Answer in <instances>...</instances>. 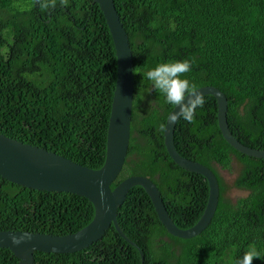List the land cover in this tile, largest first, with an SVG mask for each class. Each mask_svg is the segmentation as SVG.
<instances>
[{
  "label": "trees",
  "instance_id": "obj_1",
  "mask_svg": "<svg viewBox=\"0 0 264 264\" xmlns=\"http://www.w3.org/2000/svg\"><path fill=\"white\" fill-rule=\"evenodd\" d=\"M133 57V101L128 150L114 187L131 174L149 176L182 228L203 212L208 181L168 154L161 124L173 105L143 73L168 61L193 60L187 78L227 97L234 136L264 148V0H114ZM114 43L99 4L68 0L41 10L38 0H0V132L45 147L84 165L104 162L116 80ZM136 69V72L134 71ZM195 122H176L174 145L209 166L219 199L208 225L192 237L167 231L153 203L133 185L117 209L122 237L111 224L102 237L73 252L34 251L33 264H237L246 251L264 264V158L242 153L223 137L217 102L204 94ZM262 158V159H261ZM233 185L248 190L234 202L216 165L232 169ZM88 198L35 189L0 175V229L73 232L93 217ZM18 257L0 247V264Z\"/></svg>",
  "mask_w": 264,
  "mask_h": 264
},
{
  "label": "water",
  "instance_id": "obj_2",
  "mask_svg": "<svg viewBox=\"0 0 264 264\" xmlns=\"http://www.w3.org/2000/svg\"><path fill=\"white\" fill-rule=\"evenodd\" d=\"M99 4L114 43L117 60L116 80L112 95L106 133L104 162L98 168L79 163L69 157L45 147L27 143L0 132V175L12 182L50 191H67L83 195L94 207L92 219L73 232L56 234L33 230L0 229V247L10 249L17 264H33L34 251L73 252L89 246L102 237L112 224L118 233L131 241L121 230L117 221V209L124 201L128 190L136 184L148 193L158 218L167 231L178 237H192L202 231L210 222L219 199V181L215 172L206 164L188 158L178 152L174 145L175 125H168L163 131L164 144L170 157L181 167L195 171L208 181V196L202 214L189 227L177 226L170 217L160 190L146 175L131 174L121 179L114 187L112 181L124 164L129 136L133 101V57L129 37L114 0H93ZM203 94H211L217 102V122L224 139L238 151L254 157L264 158V148L248 146L233 135L227 119L228 101L224 92L215 85L198 86ZM13 237H24L19 244ZM136 247H138L135 244ZM141 264L144 254L141 251Z\"/></svg>",
  "mask_w": 264,
  "mask_h": 264
},
{
  "label": "clouds",
  "instance_id": "obj_3",
  "mask_svg": "<svg viewBox=\"0 0 264 264\" xmlns=\"http://www.w3.org/2000/svg\"><path fill=\"white\" fill-rule=\"evenodd\" d=\"M38 2L43 11L48 8H55L57 0H38ZM60 3L61 5H67L68 0H60ZM194 62V59L162 62L146 73H143V77L152 83L153 88L163 94L166 102L173 105L175 109H178V111L170 113L168 125L174 124L180 119L189 123H194L197 109L204 107L205 97L203 92L186 76L187 73L191 72ZM134 71L136 72V69H134ZM160 129L164 131L165 125L161 124ZM22 239H24V237H13V243L19 244ZM257 257H259V254L254 249L246 251L243 257L237 261V264H253L254 258Z\"/></svg>",
  "mask_w": 264,
  "mask_h": 264
},
{
  "label": "rangeland",
  "instance_id": "obj_4",
  "mask_svg": "<svg viewBox=\"0 0 264 264\" xmlns=\"http://www.w3.org/2000/svg\"><path fill=\"white\" fill-rule=\"evenodd\" d=\"M215 168L217 169L219 175L222 177L223 182L226 186L224 195L227 198L234 202L237 197L247 194L248 190L233 185V180L237 174L239 163L233 162L232 169L222 168L218 165H216Z\"/></svg>",
  "mask_w": 264,
  "mask_h": 264
},
{
  "label": "bare ground",
  "instance_id": "obj_5",
  "mask_svg": "<svg viewBox=\"0 0 264 264\" xmlns=\"http://www.w3.org/2000/svg\"><path fill=\"white\" fill-rule=\"evenodd\" d=\"M262 159V158H261Z\"/></svg>",
  "mask_w": 264,
  "mask_h": 264
}]
</instances>
